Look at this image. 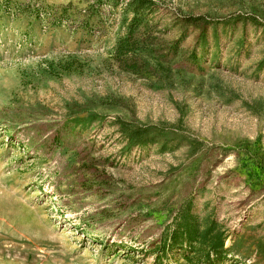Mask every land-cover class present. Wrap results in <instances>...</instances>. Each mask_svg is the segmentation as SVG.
Here are the masks:
<instances>
[{
  "label": "rangeland",
  "instance_id": "374dc122",
  "mask_svg": "<svg viewBox=\"0 0 264 264\" xmlns=\"http://www.w3.org/2000/svg\"><path fill=\"white\" fill-rule=\"evenodd\" d=\"M150 1L0 0V264H190L191 199L264 264V0Z\"/></svg>",
  "mask_w": 264,
  "mask_h": 264
},
{
  "label": "trees",
  "instance_id": "16d2710c",
  "mask_svg": "<svg viewBox=\"0 0 264 264\" xmlns=\"http://www.w3.org/2000/svg\"><path fill=\"white\" fill-rule=\"evenodd\" d=\"M132 3H138L136 15L132 21H136L140 8L147 7L151 9L152 2L150 0H132ZM186 23L197 25L201 29L197 40V49H203L208 42L207 28L214 26L216 23L204 16L188 18ZM230 25L229 22L225 23ZM187 38V34H183L178 43L183 42ZM126 41H121L117 48V53H127L123 51L122 45ZM125 45H123L124 48ZM130 144L140 147L148 146L155 143V137L149 136L150 128L137 127L134 131L129 132L125 128ZM194 200H189L177 212L170 226L163 233V238L159 247H157L153 255L156 260H160L161 256H167L175 250L183 253V257L190 264H222L228 256L230 249L226 248L228 235L224 229L218 228L214 218L208 217L203 220L194 212Z\"/></svg>",
  "mask_w": 264,
  "mask_h": 264
},
{
  "label": "crops",
  "instance_id": "0c3cea01",
  "mask_svg": "<svg viewBox=\"0 0 264 264\" xmlns=\"http://www.w3.org/2000/svg\"><path fill=\"white\" fill-rule=\"evenodd\" d=\"M66 1V0H65ZM67 1H69L70 2V0H67Z\"/></svg>",
  "mask_w": 264,
  "mask_h": 264
}]
</instances>
